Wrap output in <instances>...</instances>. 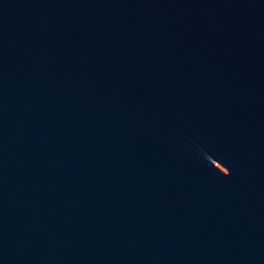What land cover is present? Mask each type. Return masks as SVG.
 Listing matches in <instances>:
<instances>
[{
    "label": "water",
    "instance_id": "water-1",
    "mask_svg": "<svg viewBox=\"0 0 264 264\" xmlns=\"http://www.w3.org/2000/svg\"><path fill=\"white\" fill-rule=\"evenodd\" d=\"M0 264H264V0H0Z\"/></svg>",
    "mask_w": 264,
    "mask_h": 264
}]
</instances>
